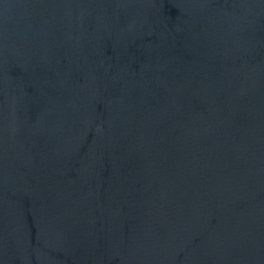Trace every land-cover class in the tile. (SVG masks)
<instances>
[{
	"label": "water",
	"instance_id": "95a60500",
	"mask_svg": "<svg viewBox=\"0 0 264 264\" xmlns=\"http://www.w3.org/2000/svg\"><path fill=\"white\" fill-rule=\"evenodd\" d=\"M0 264H264V0H0Z\"/></svg>",
	"mask_w": 264,
	"mask_h": 264
}]
</instances>
